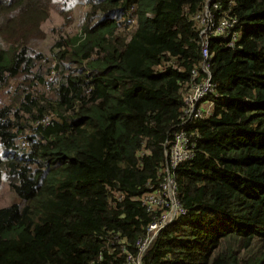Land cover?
Wrapping results in <instances>:
<instances>
[{"label":"trees","instance_id":"obj_1","mask_svg":"<svg viewBox=\"0 0 264 264\" xmlns=\"http://www.w3.org/2000/svg\"><path fill=\"white\" fill-rule=\"evenodd\" d=\"M75 1L0 0V264H124L157 214L136 197L161 182L204 0H83L38 65L41 23ZM211 2L239 34L208 41L212 106L171 170L184 212L141 264H264V0Z\"/></svg>","mask_w":264,"mask_h":264},{"label":"built area","instance_id":"obj_2","mask_svg":"<svg viewBox=\"0 0 264 264\" xmlns=\"http://www.w3.org/2000/svg\"><path fill=\"white\" fill-rule=\"evenodd\" d=\"M217 8V2L204 0L202 8L193 16L198 24L201 59L198 66L190 70L192 82L183 97L179 128L172 133L171 139L167 141L161 182L156 188L148 189L136 197L146 211L157 212V214L147 224L144 236L136 241V254L125 253L124 264H141L140 257L157 232L178 214L184 212V208L176 196V184L171 170L178 162L191 156L190 135L184 131L185 124L192 119L207 116L212 106L208 98L209 94L213 92V84L210 81L208 70L210 60L208 41L213 36H219L225 38L227 47H232L239 34L234 27L235 18L227 15L226 12L214 15L213 11Z\"/></svg>","mask_w":264,"mask_h":264},{"label":"rangeland","instance_id":"obj_3","mask_svg":"<svg viewBox=\"0 0 264 264\" xmlns=\"http://www.w3.org/2000/svg\"><path fill=\"white\" fill-rule=\"evenodd\" d=\"M83 0H77L75 2H72L69 5V11H63V13H68V20H65L64 18H61L55 11L51 10L49 13V16L47 19H45L42 23H41V31H43V39L39 38L36 40L35 43H37L36 48L40 49L43 53V58L42 60L38 61L37 64L38 65H42L45 66L46 61L51 59V52H49V45L52 43V39L53 37L56 35V32H54L55 30H59L61 32H69V31H73L76 27V23H77V18L80 17L81 15V11L84 10L85 7L82 6ZM83 8V9H82ZM82 9V10H81ZM81 10V11H79ZM64 17V16H62ZM198 26V24H197ZM165 60H167V57L164 58ZM52 61V60H50ZM173 62V64H175V62L173 60H170ZM53 61L50 63V66H53ZM55 76L53 71H50L49 75L46 77V81H50L53 79V77ZM13 85L15 83H12ZM11 89V88H10ZM9 88H2V90H0V103H4V102H8V97L10 96L9 92H10ZM48 88H44V89H40V87H38V90L40 93L42 92H48L47 90ZM19 143L20 146H26L25 145V141L23 139H19ZM13 199V195L12 192L10 191L9 187L7 186V183L5 182L4 179H2L1 183H0V206L1 205H5L7 203H9L11 200Z\"/></svg>","mask_w":264,"mask_h":264}]
</instances>
